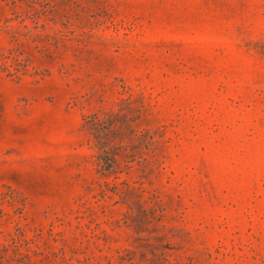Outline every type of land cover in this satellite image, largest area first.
<instances>
[{
    "label": "rangeland",
    "instance_id": "rangeland-1",
    "mask_svg": "<svg viewBox=\"0 0 264 264\" xmlns=\"http://www.w3.org/2000/svg\"><path fill=\"white\" fill-rule=\"evenodd\" d=\"M0 264H264V0H0Z\"/></svg>",
    "mask_w": 264,
    "mask_h": 264
}]
</instances>
